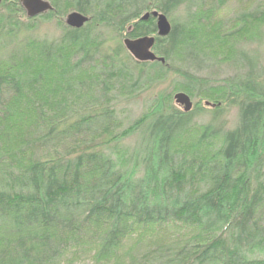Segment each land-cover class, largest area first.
Listing matches in <instances>:
<instances>
[{"label":"trees","instance_id":"1","mask_svg":"<svg viewBox=\"0 0 264 264\" xmlns=\"http://www.w3.org/2000/svg\"><path fill=\"white\" fill-rule=\"evenodd\" d=\"M47 1L29 19L0 0V264H264V68L237 45L264 3L218 25L223 0ZM151 35L164 63L123 47ZM177 91L210 105L185 113ZM142 92L123 127L117 101Z\"/></svg>","mask_w":264,"mask_h":264},{"label":"rangeland","instance_id":"2","mask_svg":"<svg viewBox=\"0 0 264 264\" xmlns=\"http://www.w3.org/2000/svg\"><path fill=\"white\" fill-rule=\"evenodd\" d=\"M223 6L222 8L215 14V17L213 20V23H216L218 25H231L232 19L243 12H255L262 10V3H264V0H223ZM1 12V9H0ZM24 17L26 18L25 11ZM70 13V12H69ZM67 13V14H69ZM66 14V15H67ZM66 17V16H65ZM261 19L256 22L248 23L245 30L242 33V36H240L239 43L237 45L241 48H243L250 56L254 57L257 61V63L264 68V18L260 17ZM41 32H47L48 27H41ZM50 31V30H49ZM154 36V35H151ZM217 52V60L214 61L216 65H214V68L216 69L212 71L211 73L215 76L214 73H218L219 75L221 73L229 74L231 73V69L227 68L226 64L222 61H220L219 57L224 55V50H216ZM219 51V53H218ZM5 53L2 50V46L0 45V62L5 61ZM223 75V74H222ZM167 85H162L161 89L168 90ZM180 92V91H177ZM177 92H173L171 94V102L174 105L173 95ZM187 94V93H186ZM188 95V94H187ZM192 102V109L196 104H200L202 107L208 100L204 98H195L190 95H188ZM150 104L149 101V95L148 92H142L140 96H133L128 99H120L117 101V117L122 121V126L126 127L129 123L137 119L146 109L148 108ZM206 114H203L202 116L197 117V121L201 122L204 119ZM225 119L228 122L229 126L233 125V122L236 120V110L230 109L227 114L225 115ZM133 139L129 138L124 140V143L133 145ZM128 146V145H127ZM128 148V147H126ZM131 243L128 245H125L123 249L120 251V261L126 263L129 260V249H130ZM127 252V253H126ZM140 255V254H139Z\"/></svg>","mask_w":264,"mask_h":264},{"label":"water","instance_id":"3","mask_svg":"<svg viewBox=\"0 0 264 264\" xmlns=\"http://www.w3.org/2000/svg\"><path fill=\"white\" fill-rule=\"evenodd\" d=\"M22 9L25 11L26 17L31 19L38 17L51 11L53 8L47 0H20ZM149 17L155 19L156 36L159 38L167 37L171 32V23L166 15L158 11H151L144 13L141 21H147ZM89 18L79 12L72 11L66 15L64 23L67 27L73 29H81ZM123 47L126 52L137 62H159L164 63L162 57H158L154 51L155 37L144 36L136 39L125 38L122 41ZM174 104L179 106L185 113L192 109V102L190 97L184 92H177L173 95ZM205 103V106H209Z\"/></svg>","mask_w":264,"mask_h":264}]
</instances>
